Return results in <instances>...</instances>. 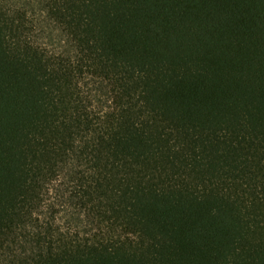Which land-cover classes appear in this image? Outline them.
Wrapping results in <instances>:
<instances>
[{
    "label": "trees",
    "instance_id": "1",
    "mask_svg": "<svg viewBox=\"0 0 264 264\" xmlns=\"http://www.w3.org/2000/svg\"><path fill=\"white\" fill-rule=\"evenodd\" d=\"M0 264H264V0H0Z\"/></svg>",
    "mask_w": 264,
    "mask_h": 264
}]
</instances>
